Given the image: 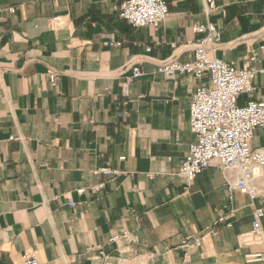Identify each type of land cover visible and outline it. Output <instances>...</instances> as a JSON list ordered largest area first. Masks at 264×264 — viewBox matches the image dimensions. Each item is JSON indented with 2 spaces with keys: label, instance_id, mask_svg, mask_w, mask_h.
Wrapping results in <instances>:
<instances>
[{
  "label": "crops",
  "instance_id": "obj_1",
  "mask_svg": "<svg viewBox=\"0 0 264 264\" xmlns=\"http://www.w3.org/2000/svg\"><path fill=\"white\" fill-rule=\"evenodd\" d=\"M168 1L165 22L136 28L117 0H0V264H247L264 252L241 245L252 201L227 190L216 163L190 186L180 176L195 140L190 104L209 79L158 69L193 60V26L207 17L202 0ZM216 5L215 57L258 71L240 106L262 100L264 0ZM135 66L143 77L124 94ZM251 145L264 148V130ZM105 167L122 174H93Z\"/></svg>",
  "mask_w": 264,
  "mask_h": 264
},
{
  "label": "built area",
  "instance_id": "obj_2",
  "mask_svg": "<svg viewBox=\"0 0 264 264\" xmlns=\"http://www.w3.org/2000/svg\"><path fill=\"white\" fill-rule=\"evenodd\" d=\"M207 17L205 24L193 26V32L200 35L193 43V60L181 61L171 57L159 66L158 71L166 78L175 80L179 77L193 75L199 80L208 78V83L200 84L190 104V127L195 140L190 144L188 155L182 162L180 176L187 185H192L197 177L211 168L215 163L223 171L227 190L235 191L250 198L253 205L252 229L241 235L243 247H264V208L255 207L264 190V148L253 149L251 142L258 129L264 130V99L250 100L247 104H238L241 95H252L258 71L249 68L239 69L215 57L222 40V31L210 20L217 10L216 0H202ZM114 11L118 17L136 28L157 27L165 22L169 15L168 0H117ZM12 12H15L12 10ZM60 24L56 17L50 22V28ZM120 46V43H110ZM143 77L139 66L133 67V75L123 83L124 94L128 93L134 79ZM57 75L50 74V83L55 86ZM10 140H18L11 137ZM95 175L117 176L119 170L98 168ZM102 186L95 189L98 190ZM80 194L85 190H79ZM69 201L71 207L74 206ZM221 217L219 222H225ZM231 227L230 224H227ZM113 237L111 241H116ZM201 238H194L187 246H199ZM241 246V247H242ZM247 264H263L264 252H251L245 256ZM25 264H40L36 256L25 259Z\"/></svg>",
  "mask_w": 264,
  "mask_h": 264
}]
</instances>
